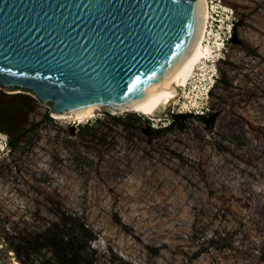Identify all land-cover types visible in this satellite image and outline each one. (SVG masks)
<instances>
[{
	"label": "rangeland",
	"instance_id": "1",
	"mask_svg": "<svg viewBox=\"0 0 264 264\" xmlns=\"http://www.w3.org/2000/svg\"><path fill=\"white\" fill-rule=\"evenodd\" d=\"M209 1L224 48L172 128L0 87V264H264V0Z\"/></svg>",
	"mask_w": 264,
	"mask_h": 264
},
{
	"label": "water",
	"instance_id": "2",
	"mask_svg": "<svg viewBox=\"0 0 264 264\" xmlns=\"http://www.w3.org/2000/svg\"><path fill=\"white\" fill-rule=\"evenodd\" d=\"M203 12L202 0H0V87L30 91L52 114L138 104L162 93Z\"/></svg>",
	"mask_w": 264,
	"mask_h": 264
},
{
	"label": "bare ground",
	"instance_id": "3",
	"mask_svg": "<svg viewBox=\"0 0 264 264\" xmlns=\"http://www.w3.org/2000/svg\"><path fill=\"white\" fill-rule=\"evenodd\" d=\"M202 1L204 2V12L200 37L186 59L182 61L180 65L159 85V89L162 91V93L151 94L146 100L135 105L127 106L124 108L108 109L130 112L132 111L147 115V117L151 116L157 119H161L160 117L163 113L169 110L173 111V107L179 104L180 100L188 95V88L190 85H193V88L195 90L199 88L198 85H194L197 77H202V80H205L204 77L207 76L208 65L210 63L216 62L213 59L215 53L224 48H219L223 46V43L219 42L220 37L216 36L214 41H211L210 39V36L213 35V33L211 32L213 31L211 30V20L213 19L212 12L213 10H215V7L211 6V2L209 0ZM213 44L217 49L216 52L213 49ZM195 97H198L197 94H195ZM97 109L100 108L88 110L83 114L77 112L53 114L57 119L71 118L74 123L80 125L87 119L96 116ZM187 110L188 109H186L185 107L181 109L180 112H186ZM13 264L19 263L15 261Z\"/></svg>",
	"mask_w": 264,
	"mask_h": 264
},
{
	"label": "trees",
	"instance_id": "4",
	"mask_svg": "<svg viewBox=\"0 0 264 264\" xmlns=\"http://www.w3.org/2000/svg\"><path fill=\"white\" fill-rule=\"evenodd\" d=\"M46 118L52 120V118L49 116V113H47ZM203 118H205V117H203ZM174 124H176L175 121H172V123L170 124V126L167 127V128H172V126H174ZM85 126H86V127H90L91 125L88 123V124H86ZM9 143H10V145H11L12 147L14 146V144H15V140L13 139V137L11 138V140H10ZM61 231H62V230L59 229V226H57L56 232L53 234V235H54V238H56L55 236H56L57 234H59Z\"/></svg>",
	"mask_w": 264,
	"mask_h": 264
},
{
	"label": "built area",
	"instance_id": "5",
	"mask_svg": "<svg viewBox=\"0 0 264 264\" xmlns=\"http://www.w3.org/2000/svg\"><path fill=\"white\" fill-rule=\"evenodd\" d=\"M198 115L200 114V113H197Z\"/></svg>",
	"mask_w": 264,
	"mask_h": 264
}]
</instances>
